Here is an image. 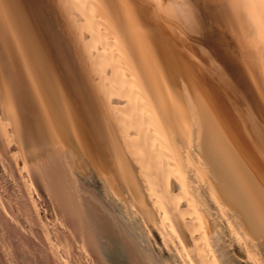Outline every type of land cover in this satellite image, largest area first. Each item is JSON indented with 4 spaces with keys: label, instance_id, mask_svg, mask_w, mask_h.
<instances>
[{
    "label": "bare ground",
    "instance_id": "bare-ground-1",
    "mask_svg": "<svg viewBox=\"0 0 264 264\" xmlns=\"http://www.w3.org/2000/svg\"><path fill=\"white\" fill-rule=\"evenodd\" d=\"M0 235V264H264V0H0Z\"/></svg>",
    "mask_w": 264,
    "mask_h": 264
},
{
    "label": "rangeland",
    "instance_id": "rangeland-1",
    "mask_svg": "<svg viewBox=\"0 0 264 264\" xmlns=\"http://www.w3.org/2000/svg\"><path fill=\"white\" fill-rule=\"evenodd\" d=\"M1 237H2V236L0 235V246H1L0 248H2V250H3V248H4V251L7 252V251H8L7 245L4 244V242H3L2 239H1ZM3 244H4V246H3ZM5 247H6V249H5ZM22 264H23V263H22ZM24 264H27V263H24ZM28 264H30V263H28Z\"/></svg>",
    "mask_w": 264,
    "mask_h": 264
}]
</instances>
